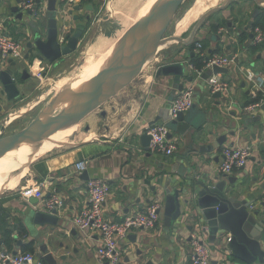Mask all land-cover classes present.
Instances as JSON below:
<instances>
[{"label": "crops", "instance_id": "obj_1", "mask_svg": "<svg viewBox=\"0 0 264 264\" xmlns=\"http://www.w3.org/2000/svg\"><path fill=\"white\" fill-rule=\"evenodd\" d=\"M98 1L74 6L63 12V0H56L59 40H62V43L59 40L58 43L65 45V37L76 33L79 40L75 52L51 63L46 59L40 60L41 54L35 48L37 41L45 42L47 39V0L36 4L38 16L23 12L20 0H0V24L4 25L9 38L23 44L24 50L23 61L14 63V68L10 67V63L5 66L13 72L19 96L8 100L6 95L1 94L0 86V118L9 116L18 98L35 78L33 72L46 78L79 50L88 33L86 24L89 18L98 12ZM122 1L134 0H119ZM145 1L140 0L134 6L135 19L127 27L129 30L121 26L116 29L117 34L111 38L114 45L112 53L120 40L161 3L139 19L138 11ZM188 1L185 0L178 8L160 38L156 54L133 79L136 82L128 85L113 100L112 115L107 109L99 112L100 115L105 114L103 119H109L104 132H99V126L85 127L83 135L90 136L95 132L93 138L79 143L68 141L59 146L55 144L58 147L50 146L52 151L44 152L32 159L34 161L26 163L23 174H18L13 183L14 187L0 195V253L24 254V249L30 247L31 254L37 258L39 247L44 245L55 264H106L97 259V235L86 237L75 229L72 222L87 205L85 183L92 179H101L110 186L111 193L104 205V214L116 222H122L125 217L142 212L158 201L153 198L152 187H156L165 197L166 191L173 193L185 182L191 183L190 188L198 189L195 185L198 182L232 179L239 191L238 199L251 203L249 211L257 214L255 220L262 223L264 230V210L260 202L264 197V31L259 27L263 42L255 44L253 41L255 23L264 20V0H196L194 8L186 9L180 15ZM260 2L263 4L260 5ZM204 4L209 6L202 12ZM87 6H91L92 10ZM101 19L105 30L106 23L111 20L106 15ZM197 42L203 45L204 56L222 55L234 59L226 74H218L229 88L219 98L213 97L206 82L213 74L207 75L205 71L197 76L194 71L197 70L194 61L201 59L195 49ZM108 59L100 61L90 73L97 71ZM171 63L182 64L185 69L182 77L176 80L174 77L156 76L161 65ZM28 65L33 67L32 73L27 70ZM23 71L28 75L25 78H22ZM249 72L254 75L252 83L246 79ZM180 87L182 90L192 88L193 104L184 115L193 117L199 130H188L183 134L172 130L177 149L171 157L150 153L147 147L142 146L141 137L150 126L164 122L169 102L180 93ZM258 95L261 98L257 103L262 102L260 108L250 114L243 112ZM123 98H126V102L122 101ZM113 131H117L116 135L109 137L107 133ZM231 133L234 136H230ZM220 136H225L222 145L217 143ZM74 140L77 141V137ZM242 146L252 149L244 167L230 175L220 174L221 150L224 147ZM81 161L87 163L84 172L88 180L81 179L84 172L79 174L75 168ZM176 182H179V186L175 187ZM36 184H43L41 198L22 199V189ZM54 197L61 201V207L56 209V222L43 226L34 224L30 213L50 214L43 207ZM160 203L162 210L156 227L150 231L139 230L121 242L120 264L190 263L189 237L192 233H200L204 225L191 221L196 213H189V216H194L183 220L182 225L170 223L166 226L162 200ZM189 226H192L191 230ZM204 236L210 248V264H222L217 247L209 241L208 230ZM39 260L41 264H46Z\"/></svg>", "mask_w": 264, "mask_h": 264}, {"label": "water", "instance_id": "obj_2", "mask_svg": "<svg viewBox=\"0 0 264 264\" xmlns=\"http://www.w3.org/2000/svg\"><path fill=\"white\" fill-rule=\"evenodd\" d=\"M185 0H162L154 10L142 19L133 29H131L118 43L116 49L109 57L105 67L88 83L83 85L78 93L73 95L66 106L55 118H50L46 125L38 131H32L36 123L17 134L0 138V151L6 148H17L30 146L42 142L60 130L71 126L74 115L79 111L92 109L98 103L105 102L117 91L126 87L137 75L140 68L157 52L160 38L173 19L178 8ZM43 3V0L36 1V4ZM260 5L263 2L259 3ZM92 10L91 6H87ZM32 14L31 12H27ZM48 34L45 42L39 40L35 43V48L41 54L40 60L46 59L53 63L62 57H66L76 50L79 34L66 36L65 45H60L59 40V17L56 7V0H47ZM19 18L21 16L19 15ZM164 44V43H163ZM10 67L15 64L10 62ZM184 67L180 63L161 65L157 69V77H174L176 80L184 75ZM224 68L213 67L207 75L226 74ZM22 78L27 77V72L23 71ZM206 75V77H207ZM204 76V78H206ZM1 94L6 95L8 100H14L19 96V91L13 72L7 67H0ZM182 91V87L179 88ZM220 93L213 95L219 98ZM168 109V107H167ZM167 120V110L164 121ZM193 117L178 114L176 119L168 126L170 133L168 138H172L171 131L174 129L183 134L190 130L198 131ZM230 136H234L231 133ZM143 147H148L150 137L144 134L141 137ZM225 136H220L217 143L222 145ZM81 179L88 180L87 173L81 175ZM191 183L185 182L173 193L166 191L165 197L160 195L156 187L150 189L153 198L163 203V217L166 226L170 223L182 225L183 220H188L190 214H195L191 218L196 224L204 225L210 235L209 241L217 247L222 258V264H264V230L262 223H257L256 213H251L250 202L238 199L239 191L235 188L232 179L222 182L213 181L211 183L198 182L195 188H190ZM179 186L176 182L175 187ZM186 186V188H185ZM192 196V197H189ZM160 213V211H159ZM56 210L50 214L43 212H31L33 223L43 226L47 223L56 222ZM189 230L192 226L188 227ZM201 231L206 232L201 228ZM21 244L20 242L18 243ZM37 258L42 259L46 264H55L52 256L47 253V247L42 245L38 249Z\"/></svg>", "mask_w": 264, "mask_h": 264}, {"label": "built area", "instance_id": "obj_3", "mask_svg": "<svg viewBox=\"0 0 264 264\" xmlns=\"http://www.w3.org/2000/svg\"><path fill=\"white\" fill-rule=\"evenodd\" d=\"M90 0H63L62 11H67L74 6L85 5ZM264 5V4H263ZM20 7L23 12H31L34 16L39 15L36 0H20ZM253 41L255 44L263 42V33L259 28L253 31ZM62 43V40H59ZM195 49L203 60L204 66L201 70H194L197 76H201L205 71L209 72L213 67L228 69L234 59L222 55L204 56L202 44L197 42ZM24 60L23 44L8 37L4 25L0 24V67L9 65L10 62L17 63ZM26 64V63H25ZM27 65V64H26ZM31 65L27 66L29 72L32 71ZM38 79L44 78L40 73L33 72ZM246 79L252 83L254 75L247 73ZM211 94L227 93L228 85L220 80L219 75H211L207 80ZM193 104L192 88H186L173 98L168 105L167 120L150 126L145 134L150 137L148 152L171 157L177 149L176 141L168 138L170 133L168 124L176 119L178 114H185L190 110ZM262 102L253 104L243 109L246 114L253 113L259 109ZM252 149L247 146L242 147H224L221 150L222 161L218 167V172L223 175H230L233 171L239 170L251 157ZM77 172L80 174L87 168V163L81 161L75 165ZM43 184H36L22 189L21 198L40 199L41 187ZM87 195V205L83 207L72 220L73 226L77 231L90 238L89 235L96 234L99 239V245L96 249L97 259L101 263L120 264L122 251L120 244L126 238L139 230H153L159 222V211L162 210L160 201H155L148 205L142 212H137L125 217L122 222L109 220L104 214V205L110 196V186L101 179L88 180L85 183ZM264 210V197L261 199ZM61 207V201L58 198H52L44 204V211L51 213ZM206 231V229L204 228ZM200 231L198 234L192 233L189 237L190 246V263L189 264H210V248L207 239ZM0 264H41L40 260L34 254L24 253L12 255L10 253H0Z\"/></svg>", "mask_w": 264, "mask_h": 264}, {"label": "rangeland", "instance_id": "obj_4", "mask_svg": "<svg viewBox=\"0 0 264 264\" xmlns=\"http://www.w3.org/2000/svg\"><path fill=\"white\" fill-rule=\"evenodd\" d=\"M139 1L140 0L125 2H119V0H100V2L98 1V12L96 11V13L92 14L89 18V21L86 24L88 33L84 41L82 42L79 50L75 54H73V56H71L66 63L61 65L58 70L51 72L46 78L38 79L37 77H35L31 82H29L28 87H26L23 95L18 98V102L12 107L11 112L8 113L9 116H1L0 138L24 131L32 127L36 122V124H38L49 120H40V116L45 110L46 104L54 98L58 100L60 99L59 101H61V105H63L60 106L59 109L54 110V113L51 114L50 118H55L60 112H62L63 108L66 106L72 95L67 92H64L61 89H58L57 86L59 85V83L67 77L76 74L78 72L79 66L84 61H86L88 57L92 56L93 54H96L97 51L99 52L107 49L105 57L101 61L106 60L108 58V55L110 57L112 50L114 49V45L110 46V44L113 42L111 38H113V35L116 33L115 31L119 26L126 29L134 21V6H136ZM146 1L140 8L141 12L138 11V14L140 16L139 19L142 18L146 12H149V6L147 5H150L152 3V0ZM195 5L196 0H189L185 8H182L179 14L182 15L186 9H192L195 7ZM207 6L209 5H203V8H201L202 12L207 9ZM103 15L109 16V20H111L106 23L107 28L105 30H103L104 23L101 19ZM103 45L106 46L104 47ZM89 74L86 75L87 80L91 77L93 73L90 75ZM135 82L136 79L132 80L128 85L130 86ZM126 87H124L122 90L117 91L113 96H110V98L107 99L105 102H97V105L94 106L92 109L84 112H82V110L79 111L78 114L74 115V120L77 118L79 119L71 126H67L66 128L60 130L56 134L43 140L40 143L30 145V147L25 146V149H20L22 151L17 161H15V158L12 157L6 161V163H10L12 165L11 169L5 170L3 169L2 164H0V195L6 191L11 190L12 187H14L13 183L16 181L18 174H23L22 171L26 163H30L32 159L35 160L37 157H40V155L44 152L49 153L50 151H52L53 149H50V146L58 147L59 145L64 144L65 142L67 143L68 141H75L76 143H79L81 141L89 140V138H93L95 135V132H93L94 130L92 131V134L94 135H83V130L85 127L91 126L95 128L99 126V132H104V126L109 121V119L107 121V119L101 118L99 112H102L104 109H107L109 111V114L112 115V111H114V109L111 110L114 107L113 100H115V98L122 91H124ZM52 95L54 98L52 97ZM125 100L126 98H123L122 101L124 102ZM112 117L113 116H110V118ZM116 133L117 131H113L107 134L110 137L116 135ZM75 137H77V141L74 140ZM55 144L58 146H56ZM26 147H28V149Z\"/></svg>", "mask_w": 264, "mask_h": 264}, {"label": "bare ground", "instance_id": "obj_5", "mask_svg": "<svg viewBox=\"0 0 264 264\" xmlns=\"http://www.w3.org/2000/svg\"><path fill=\"white\" fill-rule=\"evenodd\" d=\"M161 2V0H152V3L150 5H147L149 6V10H153L154 6ZM147 3V1H146ZM146 5V4H145ZM145 11V10H144ZM141 12V11H140ZM146 12V11H145ZM140 17V16H139ZM126 26V25H125ZM128 29V28H127ZM126 30V29H125ZM129 30V29H128ZM100 43V42H99ZM104 44V43H103ZM94 45V43H93ZM102 45V44H101ZM97 46V45H96ZM104 46V45H103ZM106 46V45H105ZM104 46V47H105ZM112 46V44H111ZM93 47V46H92ZM103 47V48H104ZM110 47V46H109ZM102 48V49H103ZM108 48V46H107ZM111 48V47H110ZM95 49V47H94ZM107 52V49L104 50V51H97L96 54H93L92 56L88 57L86 59V61H84L80 66H79V69H78V72L72 76H69L67 77L66 79L62 80L59 85L57 86L58 89H61L63 90L64 92H67L69 94H71L72 96L75 95L76 93H78L79 89L85 85L86 83H88L91 79H93L98 73H100V71H102V69L105 67L107 61L97 70L95 71L93 74L90 73L91 71L95 70L97 68V66L99 65V62L101 60L104 59L105 57V53ZM86 54V53H85ZM84 54V55H85ZM87 56V55H86ZM107 56V54H106ZM109 57V55H108ZM92 74L91 77L87 80L86 79V75L87 74ZM72 74V73H70ZM89 74V75H90ZM87 80V81H86ZM50 90V89H49ZM58 94V93H57ZM70 95V96H71ZM57 96V95H56ZM53 97V95H52ZM54 98V97H53ZM60 100V99H59ZM58 99H52L49 101V103L46 104V108L45 110L39 114H41L40 116V120H45V119H50L51 117V114L54 113L53 111L54 110H57L59 109L61 105V101H59ZM57 112V111H56ZM84 112V111H82ZM78 114V113H76ZM48 122L47 121H44V122H41V123H38L36 124L33 128H32V131H38L40 130L42 127H44L46 125V123ZM25 146H21V147H17V148H6L4 150H1L0 151V164H2L3 166V169L5 170H9L12 168V165L10 163H6V161L9 159V158H15L14 160L17 161L20 154H21V151L20 149L24 148ZM30 147V146H29ZM28 149V147H26ZM25 149V148H24ZM1 168V166H0ZM10 175V174H9Z\"/></svg>", "mask_w": 264, "mask_h": 264}, {"label": "trees", "instance_id": "obj_6", "mask_svg": "<svg viewBox=\"0 0 264 264\" xmlns=\"http://www.w3.org/2000/svg\"><path fill=\"white\" fill-rule=\"evenodd\" d=\"M90 1L92 2V1H95V0H90ZM254 26H255V28L259 27L262 31H264V20H259L257 23H255ZM202 47H203V45H202ZM203 50H204V47H203ZM193 64L195 66L194 68L197 69V70L198 69L201 70V68L204 66L202 59L198 60L197 62L194 61ZM260 98H261V96L258 95L257 99H255L250 105L256 104L259 101ZM31 252H32L31 248L28 247V248L24 249L23 253H31Z\"/></svg>", "mask_w": 264, "mask_h": 264}, {"label": "flooded vegetation", "instance_id": "obj_7", "mask_svg": "<svg viewBox=\"0 0 264 264\" xmlns=\"http://www.w3.org/2000/svg\"><path fill=\"white\" fill-rule=\"evenodd\" d=\"M100 117H101V118L105 117V114H104V115H103V114H102V115H100ZM88 128H89V127H88Z\"/></svg>", "mask_w": 264, "mask_h": 264}]
</instances>
